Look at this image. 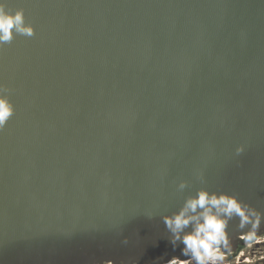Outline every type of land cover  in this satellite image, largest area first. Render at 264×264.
I'll use <instances>...</instances> for the list:
<instances>
[{"label": "water", "instance_id": "obj_1", "mask_svg": "<svg viewBox=\"0 0 264 264\" xmlns=\"http://www.w3.org/2000/svg\"><path fill=\"white\" fill-rule=\"evenodd\" d=\"M0 8L31 29L0 39V264L187 259L164 217L200 191L264 232V0Z\"/></svg>", "mask_w": 264, "mask_h": 264}, {"label": "clouds", "instance_id": "obj_2", "mask_svg": "<svg viewBox=\"0 0 264 264\" xmlns=\"http://www.w3.org/2000/svg\"><path fill=\"white\" fill-rule=\"evenodd\" d=\"M21 23V13L12 18L0 8V32L3 33L0 39L11 38L10 29L14 24L18 31L31 34V29L20 28ZM10 112L8 104L0 100V123L7 119ZM233 216L240 218L241 228L252 224L251 231L241 235L240 239L246 243L254 240L256 243L264 242L256 236L259 214L241 204L235 197L200 191L195 197L189 198L178 213L164 217L165 226L172 233L171 243L175 246L177 241L181 242L184 245L181 255L187 257L183 260L173 257L168 264H224L230 252L222 249L228 248L226 229Z\"/></svg>", "mask_w": 264, "mask_h": 264}, {"label": "flooded vegetation", "instance_id": "obj_3", "mask_svg": "<svg viewBox=\"0 0 264 264\" xmlns=\"http://www.w3.org/2000/svg\"><path fill=\"white\" fill-rule=\"evenodd\" d=\"M256 236L257 237H259V236H263L264 237V232L261 233V234H259V235H256ZM251 246H250V242L246 243L244 240L239 239V241L236 244V252H234L233 257H231L230 259L227 260V263L226 264H246V262H247V264H264V256H261V257L258 256L257 257V255H255V254H253V257H257V259H255L253 261L250 260V259H248V258H244L243 257L244 254L241 255L243 257V259H242L241 256H240L241 258L239 257L238 260L236 259L237 254L242 250L243 247L250 248L251 249ZM263 246H264V242H261V243L254 242V247H256V248H259L260 249Z\"/></svg>", "mask_w": 264, "mask_h": 264}, {"label": "rangeland", "instance_id": "obj_4", "mask_svg": "<svg viewBox=\"0 0 264 264\" xmlns=\"http://www.w3.org/2000/svg\"><path fill=\"white\" fill-rule=\"evenodd\" d=\"M258 238H260L261 240H264V237L263 236H259ZM254 242H255V240L253 242L252 241L250 242V246L252 245L251 246V249L250 248L243 247L242 250H241V252L244 254L243 257L244 258H248V259H250L252 261L255 260V259H257L258 256H260V257L261 256H264V246L261 247L260 249L259 248H256V247H254ZM253 254L257 255V257H253ZM243 257H242V259H243ZM164 264H166V263H164Z\"/></svg>", "mask_w": 264, "mask_h": 264}, {"label": "built area", "instance_id": "obj_5", "mask_svg": "<svg viewBox=\"0 0 264 264\" xmlns=\"http://www.w3.org/2000/svg\"><path fill=\"white\" fill-rule=\"evenodd\" d=\"M241 237V236H240ZM242 240V239H241ZM241 254H243L241 251L237 254V257H236V259L238 258L239 259V257L241 256ZM233 255H234V253H230L229 254V256H228V258H227V260L228 259H230L231 257H233ZM237 259V260H238ZM227 260L224 262V264H226L227 263Z\"/></svg>", "mask_w": 264, "mask_h": 264}, {"label": "bare ground", "instance_id": "obj_6", "mask_svg": "<svg viewBox=\"0 0 264 264\" xmlns=\"http://www.w3.org/2000/svg\"><path fill=\"white\" fill-rule=\"evenodd\" d=\"M166 264H168V263H166Z\"/></svg>", "mask_w": 264, "mask_h": 264}, {"label": "trees", "instance_id": "obj_7", "mask_svg": "<svg viewBox=\"0 0 264 264\" xmlns=\"http://www.w3.org/2000/svg\"><path fill=\"white\" fill-rule=\"evenodd\" d=\"M163 263V262H162Z\"/></svg>", "mask_w": 264, "mask_h": 264}]
</instances>
